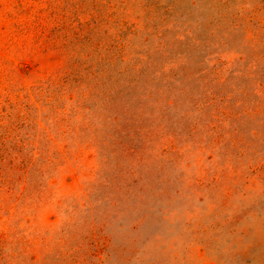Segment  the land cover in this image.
<instances>
[{"label":"rangeland","instance_id":"374dc122","mask_svg":"<svg viewBox=\"0 0 264 264\" xmlns=\"http://www.w3.org/2000/svg\"><path fill=\"white\" fill-rule=\"evenodd\" d=\"M0 264H264V0H0Z\"/></svg>","mask_w":264,"mask_h":264}]
</instances>
